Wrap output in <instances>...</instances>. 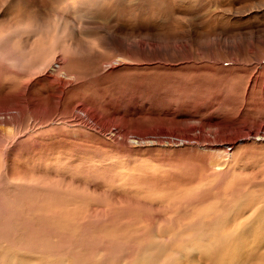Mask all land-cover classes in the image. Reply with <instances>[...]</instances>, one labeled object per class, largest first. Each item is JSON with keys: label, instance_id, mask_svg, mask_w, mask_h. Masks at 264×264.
<instances>
[{"label": "rangeland", "instance_id": "rangeland-1", "mask_svg": "<svg viewBox=\"0 0 264 264\" xmlns=\"http://www.w3.org/2000/svg\"><path fill=\"white\" fill-rule=\"evenodd\" d=\"M261 224L264 0H0V264H260Z\"/></svg>", "mask_w": 264, "mask_h": 264}, {"label": "bare ground", "instance_id": "bare-ground-1", "mask_svg": "<svg viewBox=\"0 0 264 264\" xmlns=\"http://www.w3.org/2000/svg\"><path fill=\"white\" fill-rule=\"evenodd\" d=\"M261 227H263L264 228V224H261ZM262 230V229H261ZM261 230H260V232H261ZM202 231V230H201ZM203 232V231H202ZM262 232H263V230H262ZM197 235V234H196ZM262 236V235H261ZM260 237V236H259ZM264 237V236H263ZM260 240H261V237L259 238ZM257 241H259V240H257ZM60 242V241H59ZM233 244H235V243H233ZM210 245V244H209ZM237 245H235L234 247H236ZM10 247V246H9ZM203 247V246H202ZM29 248H30V246H29ZM185 248V247H184ZM183 248V249H184ZM213 248V247H212ZM229 248H230V245L229 246H227V249H223L219 254H210L209 255V257H210V260L212 261V264H223V259H217L216 257H224V253L226 252H229ZM238 248H239V245H238ZM218 249V248H217ZM190 250H191V248H190ZM189 250V251H190ZM200 250V249H199ZM216 250V249H215ZM221 250V249H220ZM219 250V251H220ZM183 251V250H182ZM209 251H210V249H207L206 250V254H208L209 253ZM236 252H237V248H236V250H235ZM68 252V251H67ZM185 252H186V250H185ZM218 252V251H217ZM217 252H214V253H217ZM37 254V253H39V252H37V251H32L31 252V254ZM183 253H184V251H183ZM182 253V254H183ZM211 253V252H210ZM30 254V255H31ZM200 254H202V253H200ZM74 255V254H73ZM184 255H186L185 253H184ZM191 255V254H190ZM42 256V255H41ZM235 256V255H234ZM76 257V256H75ZM181 257V256H180ZM236 257V256H235ZM188 258V257H187ZM75 259H77V258H75ZM179 259V258H178ZM14 260V259H13ZM30 260V259H29ZM73 260V259H72ZM188 260H189V258H188ZM77 261V260H76ZM208 261V260H207ZM231 261V260H230ZM233 261V260H232ZM13 262H16L17 264H27V261H20V260H18V261H11L10 263H7V264H14ZM224 262H226V261H224ZM229 262V261H228ZM231 263V262H230ZM230 263H228V264H230ZM28 264H36V263H33L32 261H31V263H28ZM176 264H178L177 262H176ZM226 264V263H225ZM260 264H264V260L263 259H260Z\"/></svg>", "mask_w": 264, "mask_h": 264}]
</instances>
